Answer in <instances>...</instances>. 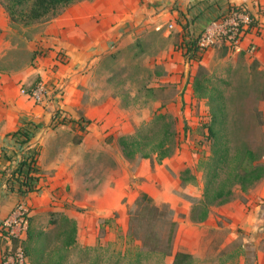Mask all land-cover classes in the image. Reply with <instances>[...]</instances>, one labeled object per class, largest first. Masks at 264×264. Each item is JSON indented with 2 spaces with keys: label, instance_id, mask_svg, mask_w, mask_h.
<instances>
[{
  "label": "crops",
  "instance_id": "crops-1",
  "mask_svg": "<svg viewBox=\"0 0 264 264\" xmlns=\"http://www.w3.org/2000/svg\"><path fill=\"white\" fill-rule=\"evenodd\" d=\"M245 2L260 9L262 29L249 33L241 47L251 51L264 69V0H81L49 21L28 46L35 53L33 63L10 69L0 65V222L20 200H24L31 215L64 212L76 219L79 228H85L87 234L90 226L93 232L96 231L104 216L116 212L125 216L127 208L122 197L131 194L129 183L132 177L145 179L140 187L147 193L149 187L154 189L161 182L174 181L181 187L180 174L189 165L187 152L192 146L190 138L186 137L189 129H184L181 121L179 140L184 146L183 153L177 155L180 159L169 157L161 164L156 162V166L146 158L130 160L115 142L119 135L129 133L133 121L141 122L150 117L151 111L176 115L173 112L175 104L164 105L160 98H153L147 106L151 111L141 110L143 113L138 114V109L122 106L120 98L99 96L97 67L103 57L139 37H158L163 41L162 49L151 59L153 67L159 66L160 70L155 72L152 80L183 85L189 65L180 45L198 37L200 30L210 27L231 5H244ZM14 33L11 19L0 2V58L5 48L11 45L9 38ZM215 51L210 48L204 51L201 63L207 66ZM58 54L64 55L65 59H58ZM197 68L198 64L192 66L194 73ZM39 81L46 88L42 103L22 91L31 90ZM181 97L183 107L187 103L183 122L189 125L191 121L188 120L192 119L199 126L200 118L192 113L198 107H206L204 101L197 99L193 88ZM61 115L65 117L62 121ZM81 124H85V128ZM21 128L28 133V142L13 135ZM76 134H82L77 144L72 140ZM96 148L115 155L114 165L108 166L111 169L107 176L112 196L105 203L96 202L97 197L89 187L85 188L86 197L76 192L81 166L78 151L90 152ZM36 149L37 189L20 193L17 189L19 182L15 180V187L11 188L7 179L18 166L20 157ZM85 154L87 157L88 153ZM82 173L85 179V171ZM260 182L257 193L262 196L264 184L260 185ZM133 192L131 197L136 198L137 190ZM248 197L247 202L231 203L228 209L234 222L253 230L263 222L264 216L258 207L253 206L255 195L251 193ZM84 205L89 206L85 219L83 215H76L73 209ZM94 237L86 235L81 241L92 244ZM249 240L251 242V237ZM252 246L255 247L257 264H263L261 251L256 244ZM1 248L2 242L0 264H3Z\"/></svg>",
  "mask_w": 264,
  "mask_h": 264
},
{
  "label": "rangeland",
  "instance_id": "rangeland-1",
  "mask_svg": "<svg viewBox=\"0 0 264 264\" xmlns=\"http://www.w3.org/2000/svg\"><path fill=\"white\" fill-rule=\"evenodd\" d=\"M3 1L6 2V0H0L5 8V2ZM52 19L34 21L29 24H25L23 21L13 22L12 28L15 33L13 37L9 38L11 45L5 48L4 55L0 58V65L10 69L33 63L35 53L31 52L28 46ZM205 29L203 28L199 33ZM162 45L163 41L158 37H139L134 42L127 44L126 47L117 49L112 54L103 57L100 66L96 70L97 93L99 96L110 95L120 98L122 106L136 108L138 114L143 113L141 110L148 113L147 109L149 108L147 106H149L151 100L160 98L164 105L175 104L173 112L176 115L171 112L168 113L176 118L178 136L181 123L184 129H189L186 137L190 138L192 146L187 152L189 165H186L185 168H190L197 178L193 183L183 184L181 182L182 188L178 187L174 181L161 182L154 189L149 187L148 194L154 202L168 212L167 216L169 218H167V221H157L158 229L162 231L164 237H167L171 229L169 221H176L173 249L174 251L191 252L195 256L193 264H257L254 257L256 256L255 247L252 246L255 244L263 255L261 260L264 264V220L253 230L248 229L241 223L234 222V217L229 214L228 209L231 203L247 202L248 195L252 193L255 195L253 206L258 207L263 214L262 216H264V195L259 196L257 193L259 184L246 192L237 188L234 200L225 205L213 206L205 221L194 222L191 219L192 207L201 199L204 187L203 173L198 169V164L201 158L207 157L211 153V139L206 126L210 120V103L208 99H202L206 107H198L192 113V116L200 118L201 124L199 126L196 123L194 124L192 119L188 120L192 122H190L191 125L189 123V125L185 124L186 121L183 122L185 116L182 115L186 111L185 104L187 103L183 107L181 84L152 80L155 72L159 71L160 68L159 66L153 67L151 57L162 49ZM210 49H216V51L209 57L206 67L209 68L214 81L219 85L228 100L227 111L230 119L227 126L232 132L234 142L238 145L248 143L254 148L264 146V124L262 127L255 124L256 115L254 111L255 108L260 109L264 117V69L261 68L259 63L257 66L254 64L255 62L253 63L255 59L253 53L249 50H229L228 53L222 55V47L215 45ZM149 110L151 111V109ZM151 112L150 117H145L141 122L135 123L133 121L132 126H134L130 128L129 133L124 134H134L145 127L156 115V111ZM121 135L115 141L119 147L121 145L118 140ZM81 136L82 134L73 136V143L77 144L81 140ZM183 146L180 142L179 149L171 157L180 159L177 155L183 153ZM78 152L81 166L80 179L76 183V192L86 197L85 188L89 187L97 197L95 198L96 202L99 201L100 203L102 201L105 203L109 201L112 196V189L107 184V176H109L111 169L108 166L113 167L114 165V153L103 148H96L90 152H84V150ZM85 153H88L87 157ZM117 153L121 155V152ZM146 160L151 161L152 165L157 162L155 158H146ZM82 171H85V179H83ZM144 180V178L132 177L129 183V191L133 194V190H137V197H131V194L122 197V203L127 208L124 217L118 212L111 216H104L101 218L96 231L93 232L90 226V231L87 234L84 231L85 228L80 229L77 225L78 244L80 246H93L113 243V247L125 250L127 244L123 236L129 228L131 214L137 207L138 197L142 192H145L140 187ZM263 184L264 181L262 180L260 185ZM70 190L69 187L68 191ZM73 209L76 211V215L80 217L83 215L82 218L85 219L88 215L89 206L84 205ZM233 209L235 208L233 207ZM49 213L46 215H31L30 228L36 232L52 230L54 226L50 224ZM107 218L112 220L106 222L105 219ZM101 225H103L102 229ZM86 235L95 236L92 244L81 241L82 237ZM249 237H251V242H249ZM247 244L249 245L247 246ZM165 261L170 263L172 257H167ZM160 263L158 259H155L145 264Z\"/></svg>",
  "mask_w": 264,
  "mask_h": 264
},
{
  "label": "trees",
  "instance_id": "trees-1",
  "mask_svg": "<svg viewBox=\"0 0 264 264\" xmlns=\"http://www.w3.org/2000/svg\"><path fill=\"white\" fill-rule=\"evenodd\" d=\"M80 0H6L5 8L10 15L11 23L23 21L29 24L34 21L50 20L58 16L67 6ZM231 5L227 11L246 8L250 21L246 29L249 34L262 29L260 9L254 5ZM223 12L218 18H221ZM198 37H192L186 54L196 56L198 51ZM184 43V42H183ZM181 45H184V44ZM180 45V46H181ZM222 55L229 52L226 45ZM255 62V63H254ZM253 63L257 66L258 62ZM193 89L197 99H208L210 103V120L207 131L211 139V153L201 158L198 169L203 173L204 187L201 199L194 204L191 210V219L194 222L205 221L213 206L225 205L236 196V189L248 191L264 178V146L254 148L248 143L236 144L232 132L228 128L229 114L228 100L214 81L209 68L201 62L198 64L193 81ZM255 124L260 127L264 124L262 111L254 109ZM85 128V124H81ZM20 141L30 140L24 129L13 134ZM123 155L130 160L136 158H155L158 163L171 157L179 149L180 140L177 130V121L168 112L156 113L154 118L145 127L134 134H124L119 137ZM37 149L20 159L18 166L11 177L7 179L10 187H15V180L20 193L37 189ZM183 184L193 183L196 175L190 168H185L180 174ZM167 213L159 207L153 198L142 192L137 200V207L132 212L130 225L123 236L126 240L125 250L108 245L80 246L78 244V226L74 218L65 213L52 211L50 224L52 230L34 231L29 227L28 234L22 245L27 261L30 264H145L152 260L160 264H193L195 256L184 250L174 251L173 237L176 221H169L170 230L167 237L158 229V220L167 221ZM112 219H105L110 222ZM103 225H101V229ZM18 241H15V245ZM172 257L167 263L165 259Z\"/></svg>",
  "mask_w": 264,
  "mask_h": 264
},
{
  "label": "built area",
  "instance_id": "built-area-1",
  "mask_svg": "<svg viewBox=\"0 0 264 264\" xmlns=\"http://www.w3.org/2000/svg\"><path fill=\"white\" fill-rule=\"evenodd\" d=\"M249 21L250 16L246 8L227 11V14L221 18L215 19L210 27H207L200 33L197 41L198 51L195 57L186 54L190 41L179 47L183 53L182 55L185 62L189 65V72L185 74L183 85L181 84V93H183V96L189 88H193L195 73L192 70V66L201 62L204 51L215 45L219 47L226 45L230 50H241L242 42L248 35L246 29ZM57 56L61 61L65 59L64 55L58 54ZM22 91L27 92L36 102L42 103L45 101L46 88L41 81L37 82L31 90L26 91L22 89ZM61 119L64 120L65 117L61 115L60 120ZM33 191H25L23 193L26 194ZM30 216L31 214L25 201L20 200L11 213L0 222V242H2L1 256L3 264L28 263L22 242L26 239L28 234ZM15 241H18L17 245H15Z\"/></svg>",
  "mask_w": 264,
  "mask_h": 264
}]
</instances>
